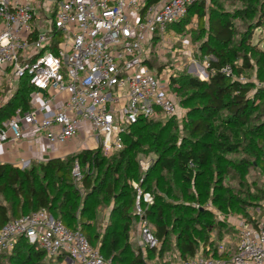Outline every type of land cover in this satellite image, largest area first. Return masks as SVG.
<instances>
[{
  "label": "built area",
  "instance_id": "2783aa9c",
  "mask_svg": "<svg viewBox=\"0 0 264 264\" xmlns=\"http://www.w3.org/2000/svg\"><path fill=\"white\" fill-rule=\"evenodd\" d=\"M202 2L208 7L210 0H0V92L8 88L1 103L13 97L24 77L35 89L31 110L18 109L1 124L0 147L28 133L61 147L87 124L90 151L114 155L141 120L180 119L183 109L171 89L177 75L152 66L179 52L171 46L182 41L176 28ZM201 71L195 66L192 75ZM223 71L233 73L230 67ZM73 176L82 177L78 165ZM141 198L146 204L153 200L139 191L140 216ZM145 221L141 217L142 253L159 245ZM236 223L235 237L227 234L217 242L219 258L206 257L202 249L174 264H264V215ZM21 240L41 249L48 264H112L81 231L45 209L0 228V254L13 253Z\"/></svg>",
  "mask_w": 264,
  "mask_h": 264
},
{
  "label": "trees",
  "instance_id": "16d2710c",
  "mask_svg": "<svg viewBox=\"0 0 264 264\" xmlns=\"http://www.w3.org/2000/svg\"><path fill=\"white\" fill-rule=\"evenodd\" d=\"M214 2L210 0L208 7L204 2L193 6L186 21L176 28L178 33H185L186 25L197 15L198 28L203 31L204 13L213 8L209 17L213 47L205 42L202 52L214 56L215 60L209 63V67L216 74L210 75L208 81L183 74L174 77L171 83L174 93L183 94L180 105L189 108L182 123L184 140L181 145L177 146L178 135H174L179 132L178 118L168 119L164 126L161 120L145 119L131 127L124 136V149L111 157L98 149L84 150L65 159H53L27 170L0 164V194L7 196V193L17 192L24 196L21 204H0V228L12 220L45 209L68 228L87 234L91 245L97 247L112 264H151L153 261L174 264L176 257L188 260L202 249L206 257H220L217 246L210 241V234L217 231V242L220 241L229 232L226 223L217 221L210 210L197 209L192 203H200V198L210 199L223 213L235 209L245 216L248 214L244 202L254 204V201L235 195L223 184L226 179H231L228 176H233L243 186L246 184L243 177L253 165L264 172V50L250 44L252 32L264 26V15L251 26L247 39L235 41L237 35L233 26L222 11L214 8ZM253 9V3H250L240 18L255 15L256 9ZM253 58L256 60L255 75L260 82L258 87L252 82L233 80L222 72L232 66L237 75H242L253 68ZM239 59L243 61L241 68L234 65ZM34 90L26 77L20 80L13 97L5 104L0 103V126L11 119L16 110H31ZM251 91L255 93L250 97ZM145 148L157 156L155 166L146 176L137 160L140 154L145 153ZM232 155H245L246 159L236 162L237 159L229 158ZM74 163L79 167L90 165L97 172L93 181L91 174H84L82 185L88 191L85 197L73 183ZM232 171L234 174H229ZM213 173L218 175L217 181L221 185H217L213 195L207 190L199 197L196 190L201 186L209 187ZM130 182L136 183L142 193L153 196L151 205L143 203L142 198L140 204L154 227L153 233L159 245L143 253L132 251L127 243L136 221L133 209L138 197ZM154 187H159L167 198L179 203H169L156 195ZM244 190L245 187L241 192ZM259 199L262 201L264 197ZM110 200L115 201L111 223L101 244L96 245L98 235L91 237L95 220L91 215L92 206H98L99 201ZM175 234L174 248L178 255L164 259ZM4 258H9L10 264H48L45 253L24 240L19 242L13 253L0 254V263Z\"/></svg>",
  "mask_w": 264,
  "mask_h": 264
},
{
  "label": "rangeland",
  "instance_id": "374dc122",
  "mask_svg": "<svg viewBox=\"0 0 264 264\" xmlns=\"http://www.w3.org/2000/svg\"><path fill=\"white\" fill-rule=\"evenodd\" d=\"M250 3H253L254 9H256V14L255 15H250L249 16H244V18H240L241 12L244 11ZM210 4V3H209ZM263 4L264 0H215L213 3L214 8L222 11L225 15V18L229 21V23L233 26L235 33H236V38L235 41H239L241 38H248L249 33H251L250 29L251 26L261 20V15H264V10H263ZM209 6V5H208ZM213 8H211L212 10ZM253 9V10H254ZM206 10L204 13V30L201 31V28H198V18H196V21L193 26H191L188 30L185 31V33H182L181 39L179 43L176 45H171L169 42L167 43L168 45H171L174 47V49H178L179 52L174 55L173 53H167L164 57H162L160 60L155 62L153 64L152 68L159 72L163 69H171L172 71L175 72L177 76L187 74V75H192L194 74L193 68L195 66H198L200 69H202L203 73H199L198 75H193L195 78L201 80V81H208L210 75H215L216 71L213 70L211 67H209V63L214 59L213 55L206 54L202 52V46L205 42L211 47H213V43L211 42V37L209 36V17L210 13L212 11ZM217 14V13H213ZM197 16V15H196ZM264 21V18H263ZM184 34V35H183ZM179 36V33H178ZM250 44L258 48L259 50H264V26L260 29H257L256 31L252 32V38L250 39ZM252 66L253 68L250 69V71L245 72L242 75H237L234 68L232 66L230 69L233 71L232 74H227L223 70L222 72L231 77L233 80H240L242 83L245 82H252L255 83L256 86H260V82L256 78V60L253 58L252 60ZM234 65L237 68H241L243 65L242 59L237 60ZM177 67H180V70L177 69ZM161 69V70H160ZM8 88L5 87V89L0 93V103L5 100L8 96L7 94ZM174 93V92H173ZM255 92L251 91L250 92V97L253 95ZM177 100L180 103V100L183 98V94L176 92L174 93ZM182 107V106H181ZM183 109V115L179 119V132L178 134H174L175 137L178 135L177 138V146H180L181 143L183 142L184 138V132H183V126L182 123L183 121L186 120L187 114H188V107H182ZM157 119H160L162 122V125L164 126L168 119H163L162 116H157ZM150 151L148 148H145V153H142L138 156L137 160L139 163V166L141 168L142 174L147 175V173L150 171L151 168H153L156 164L157 161V156L155 154L149 153ZM79 153L71 154L63 159L69 157V156H77ZM108 157H111L113 155H106ZM229 158L232 159H237L236 162H238V159L244 158L246 159L245 155H232L229 156ZM40 164L35 163L32 164V166L25 168V170L30 169L31 167H38ZM77 165L74 163L73 170L75 169ZM79 166V165H78ZM80 170H81V175H83L80 179L76 178L73 176V183L79 190L82 196H86L88 191L86 187L82 185L83 179H84V174L90 175L92 181L96 177V170L94 167H91L90 165L87 166H81L80 165ZM73 173V172H72ZM229 174H234V171L230 172ZM237 176V175H236ZM231 177V179H226L225 183L223 184L225 187L232 189V192L235 195H240L244 200L246 201H254L253 203H248L244 202V206L246 208V212L248 216H245V214L238 213L237 210L233 209L228 213H223V211L219 210L217 206H214L210 199H204L200 198V203L195 202L192 203L193 207L202 208V209H208L212 212L214 218L217 221L226 223L228 227V234L231 236L235 237L237 233V221L240 219H250L251 217H262L264 215V200L260 201V197H264V172L263 170H260L257 168L255 165L249 168L247 172L245 173V176L243 177L244 180L246 181V184L243 186L240 185L238 182L237 178L233 176H228ZM218 180V175L213 173L212 174V179H211V185L209 187L207 186H201L199 193L196 190V194L201 197V194H205L206 191L208 190L209 193L212 195L214 194L217 185H221ZM216 182V183H215ZM246 185V186H245ZM130 186H133L134 189L137 190L138 195H139V187L136 183L130 182ZM245 187L244 192H241V190ZM156 195L162 196L168 201L169 203H179L178 201H174L170 198H167L165 193L159 188V187H154L153 188ZM193 192H195V188L192 189ZM233 194V195H234ZM138 198V197H137ZM153 199V196H152ZM24 201V196L20 195L17 192H12V193H7V196L4 195L3 193L0 194V204L1 205H10L12 202L21 204ZM256 201V202H255ZM99 205H93L91 215L95 217L94 223L92 222V230H91V237L98 235V239L95 241L94 244L100 245L101 241L103 239V236L108 229V226L111 223V216L115 210V201L110 200V201H99ZM153 203V200H152ZM151 203V204H152ZM147 204V205H151ZM142 211V216L138 214V205L137 201L135 203V207L133 209V216L136 218L135 223L133 227L131 228L129 232V238H128V245L129 247L133 250H139L140 244H141V233H140V224H141V217H143L148 225V227L151 229V231H154V227L151 224L149 220H147L144 208L141 207ZM250 217V218H249ZM230 228V229H229ZM87 235V234H86ZM85 235V236H86ZM210 241L214 243V246H217V240L219 239L217 231H212L210 234ZM224 237V236H223ZM176 240V234L171 237V249L168 254L165 255L164 259H169L171 255L174 257L177 254L176 249L174 248V243ZM236 240V239H234ZM185 260L180 259L179 257H176V262H183ZM0 264H10L9 258H4ZM52 264H57V263H52Z\"/></svg>",
  "mask_w": 264,
  "mask_h": 264
},
{
  "label": "crops",
  "instance_id": "0c3cea01",
  "mask_svg": "<svg viewBox=\"0 0 264 264\" xmlns=\"http://www.w3.org/2000/svg\"><path fill=\"white\" fill-rule=\"evenodd\" d=\"M88 129L89 125H83L78 136L61 147L52 146L43 137H34L28 133L17 144L0 147V164L11 165L20 169L21 160H25L30 167L35 163H46L53 159H63L83 150H91V141L87 139Z\"/></svg>",
  "mask_w": 264,
  "mask_h": 264
},
{
  "label": "bare ground",
  "instance_id": "6f19581e",
  "mask_svg": "<svg viewBox=\"0 0 264 264\" xmlns=\"http://www.w3.org/2000/svg\"><path fill=\"white\" fill-rule=\"evenodd\" d=\"M200 73H203L202 71Z\"/></svg>",
  "mask_w": 264,
  "mask_h": 264
}]
</instances>
